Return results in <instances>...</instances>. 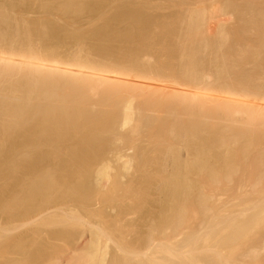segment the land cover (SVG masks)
<instances>
[{
    "label": "bare ground",
    "instance_id": "1",
    "mask_svg": "<svg viewBox=\"0 0 264 264\" xmlns=\"http://www.w3.org/2000/svg\"><path fill=\"white\" fill-rule=\"evenodd\" d=\"M110 1L0 0V139L11 149L17 146L13 135L19 131H24L30 138L40 131L44 135L53 133L57 138L65 137L68 131H166L164 140L158 145L168 149L163 154L164 165L173 164L175 170L164 172L161 179L169 175L175 178L169 183H158L157 188L166 197L161 205L162 212L154 219V230L150 229L151 233H146L148 235L140 241L146 244L148 250L159 245L162 235L173 239L171 236L179 234L193 204L197 206L196 212L201 214L199 217L203 218V221L198 219L202 222L198 221L196 225L200 227L202 223L204 230L207 226L217 234L221 226L229 225L234 217L232 214L217 213L218 205L212 202L211 197L212 187H205L208 186L205 180L223 184L237 175L242 180L237 182L241 184L246 178L264 180V0H177L178 9L159 22L149 21L148 17H144L147 16L145 13L124 6L109 22L114 26L117 24L116 35L107 24V29L102 25L99 29L78 36V30L66 26L69 22L57 27L53 24L50 26L48 20H52L55 14L48 15V18L45 13L57 10L58 14L61 11L65 16L77 19L72 24L80 29L81 24H96ZM160 3L163 4V1ZM161 6L163 8L165 5ZM33 12L45 17L30 14ZM40 12H44L43 15ZM84 15H87V21H83ZM34 16L48 20L43 22ZM142 30H151L160 36L162 46L148 53L149 57L155 58L153 66L147 63L131 68L129 60H134L130 59L129 53L135 54L134 45L141 38ZM110 144L108 142L107 145ZM184 148L188 155L185 160L182 158L184 154H181ZM248 159L254 163L255 169L249 168L238 174L240 170L236 169V164ZM253 163L250 167H254ZM45 170L44 174L36 173L30 191L42 192L41 181L48 179L44 188L48 195L43 191L45 194H42L47 197L42 200L49 204L55 200V189L60 185L52 181L55 180L53 175L49 179L53 171H48L47 177ZM71 171L73 175L79 173V170L78 173ZM99 171L101 178L107 176V171ZM1 173H5L3 163H0ZM194 176L200 178V182L204 181L201 188L194 185L196 182L193 184ZM98 178L94 179L93 185V180L88 183L97 192H92L90 188L88 193L91 197L101 189ZM239 193L237 196L242 197ZM39 199L33 193L25 195L19 207L21 213L25 215L38 209ZM249 208L260 209L255 210L256 214L259 213L257 217L249 215L252 216L249 219L238 218L241 221L237 223L244 221V225L239 226L242 230L230 229L232 232L229 235L233 240L226 237L229 244L232 241L241 243L238 251L241 260L245 256H259V250L264 248V239H261L263 243L256 240L259 246L255 245L257 242L254 244L250 233L247 235L245 231L255 221L264 223V200L260 198ZM261 226L264 227L263 224ZM201 227L197 228V232L194 230L195 234L191 233V242L209 240L201 235ZM157 231L162 232V235L158 234L159 239L156 237ZM94 233L89 235L93 236ZM83 235L77 242L80 241L79 246L82 245L85 250L89 235H85L87 238ZM89 243L88 249L92 250L93 245ZM174 243L169 241V244L160 246L164 253V258L160 256L162 259L134 261L139 264H192L187 261L188 258L184 259L186 253L180 248L176 249L177 244ZM262 246V249L259 248ZM215 250L210 249V252H215L214 255L211 253L212 261H215L213 264H239L238 254L227 258L221 251ZM126 253L132 255L133 251L127 249ZM69 256L65 259L68 260ZM125 257L126 263H120L122 258L117 263L134 262L132 258H128L129 261L126 254ZM38 260L35 259L33 264H43ZM189 260L194 262L193 257H189Z\"/></svg>",
    "mask_w": 264,
    "mask_h": 264
},
{
    "label": "rangeland",
    "instance_id": "2",
    "mask_svg": "<svg viewBox=\"0 0 264 264\" xmlns=\"http://www.w3.org/2000/svg\"><path fill=\"white\" fill-rule=\"evenodd\" d=\"M82 1L85 3H93V1L95 2L97 0ZM150 1L153 2L150 3ZM157 1L148 0L146 2V0H111L109 4L106 5L105 13L100 17L101 19H98V22L96 24H81L80 29L77 27V25L72 24V22L77 21V19L73 17L75 19L74 20L70 16L67 17L68 15L65 16V14L63 12L61 13L60 10H58V12L60 11V14H57V10H55V12L53 11L52 13L49 11L45 12L48 18L51 16V14H55L54 17H51L52 20H48V18H45V20L47 19L50 22V26L51 24H53L54 26L56 25V27L63 24L66 25V23L69 22L66 26L69 25L73 29L75 28L76 30H78V36H80V34L90 33L97 28L99 29V27L101 28L102 25H105V27L108 25L111 26L114 30L112 32H115V34H113L116 35V32H118V28L116 27L117 24L116 26H114L109 24V22H111L114 15H116L124 6L130 10H136L138 12L140 11V13L142 12L143 14L145 13L147 16L144 17H148L150 20L148 18L147 20L149 21L159 22L163 21L164 18L169 17L171 14H173L178 9L176 6H178L179 2H184L183 0H178L179 2L177 0H161L163 1V4H161L160 0V2ZM164 1H168V4H166ZM175 1L177 4H175ZM148 2L150 5L148 4ZM161 5L165 6L162 8ZM170 6H172V8ZM165 8L168 10H166ZM42 13L44 12H40V14ZM30 14L35 15L34 12ZM38 15L39 13L35 16ZM62 15H64V17H62ZM84 16L85 17H83L82 19H85L87 15ZM42 18L38 19L43 20ZM68 18L70 20H73L70 21ZM66 19H68V21ZM45 20H43V22H45ZM83 21H87V19ZM46 23L42 24L46 25ZM47 25L49 26V24ZM113 27H116L117 29ZM136 29L139 30V28ZM161 40L162 38L153 34L151 30H147V32H144L142 30L141 38L134 45L136 49L135 54L129 53L130 59L134 60L133 62L129 60V62L132 64L130 65V67H141L147 63H150L151 66H153L155 58L149 57L148 53L152 49H155L154 51H156L157 48H161ZM146 52L147 55H144ZM147 58H151V60H148ZM136 106H138V103H136ZM56 132L57 131H55V134ZM41 133L44 135V133L40 131L39 133H35V136L33 138L31 137V139L24 131H19L18 133L16 132L13 136L15 142L17 143V146L11 149L7 148L5 141L0 139V151L2 149V153L0 152V163H3L5 169V173L0 174V264H20L22 260V263L24 264H33L35 259H39L38 261L41 260L43 264H73V262L75 261L76 262L74 264H116L117 261L121 258L123 260L121 259L120 263H126L124 261L126 259L125 254L127 256V259H133H131V261H137V259H139L137 261L139 262L140 260L145 261L146 259V261L148 262L152 259L159 260L161 257L164 258V256H162L164 255V253H162L161 247L163 244H169V241L173 243L175 242L177 244L176 245L174 243L176 245V249L178 248L179 250L180 248L181 251L185 252L186 257L184 256V259L188 258L187 261L192 264H213L215 261H212L213 256L211 255V253L214 255L215 252H210V249L221 251L222 254L227 258L238 254L237 256L239 257V264H264L263 246L259 247L261 249L263 248V250H259V256H245L244 259L241 260L238 252L240 251L239 249L241 243H235L234 241H232L229 244L226 242L228 240V237L232 239L231 234L229 235L230 229H232V231L234 229L240 231L241 228H239V226L241 227L244 221L241 223L237 222L241 221L239 220L241 217L243 218V220H245L252 217L249 215L257 217V214H259H256L257 211H255L258 209H250L249 207L255 201L260 200V198L264 200V180H250V178H246V181L243 180L245 183L242 182L241 184L237 182L242 181L239 179L240 177L237 178L239 176L237 175L236 178L235 176L232 177V181L231 179H228L230 180L229 183H227L228 180L227 182L224 181L226 183V186L223 180H221L223 184H219L221 182H217V184L216 182L214 183V181L212 183L209 179L205 180V182L208 181L206 183L208 184V186L206 185L205 187H212L211 197L212 202L215 205H218V208L216 210L217 213L232 214L234 217V221H232L229 225L227 224V226L226 224H223L218 230L217 234L214 231L212 232V229L207 226L204 230V225L201 227V223L199 224L201 229H203V231L200 230L202 233L201 235H203L204 237H208L209 240L207 242L203 241L204 239L199 242H191V233H194V230L197 232L200 228L198 225H196L198 224V221H201L198 219H202L203 221V218L199 217L201 214L196 212V204H193L190 205L191 211H189L190 213L186 222L179 230L180 235L176 233V231L175 237L171 236V238L173 239H170L164 238V236L161 234L162 232L157 231V234L155 233L157 236L154 235V232H152L153 235L158 239L160 238L159 235H162L161 238H163L162 240H160V242L158 241L159 243L157 242L159 244V247L156 245L157 247L153 246L149 248L150 250H146L147 246L146 244H142V239L143 237H146L145 235L151 233V231H149L150 229L154 230V219L157 215L161 214V205L166 199L161 190L157 188V185L158 183H169V181L175 178L173 175H169L168 178L161 179L164 172L170 173L175 170L173 164H171L170 166L164 165V163L162 162V158L163 154L167 152L168 149L166 147L158 145V143L164 140L166 131H68V135H65V137L63 138H57V136L53 135V133L48 134L47 132L46 135H50L49 137L46 135L43 136L41 135ZM50 137L54 142H52ZM48 138H50L51 141L48 140ZM100 141L103 143L107 142V144L108 142L110 144L111 141L112 145L102 144L100 143ZM230 148L233 147L231 146ZM7 149L10 150L8 151ZM185 153L186 149L184 148L183 152L181 153L184 154V156L182 157L184 160L187 159L188 156L187 153L186 155ZM92 154L95 157L92 156ZM2 160L4 162H2ZM36 160L37 163L40 164L39 167L37 166L39 164L34 163L36 162ZM42 160H44L45 162H42ZM251 163L253 162L248 159L242 163H238V165L236 164V169L240 170L237 173L239 174L240 172L247 171V169L249 170V168L255 169L254 163L252 165L254 167H250ZM34 164L37 165L33 167ZM100 169L105 172L107 171V176H102L101 178V176L99 175V172H101L99 171ZM43 170L47 171V173L45 172L47 177H49V173L53 171V174H50L51 176L49 179H55L52 181H55L56 185H60L58 189H55V200H52V202H49V204L46 201L45 203L47 204H45L43 202L44 200H42L46 196L43 194L47 192L45 189L48 179H42L43 181L45 180L46 183L41 181L43 188L42 192L40 190H36L35 195L33 189L30 191L31 185H33L32 179L35 177L37 172L38 174H41ZM71 170H79V173L77 171L79 175L75 174L77 176L76 177L75 175H73L74 173H71ZM54 173L56 177L54 176ZM97 177H99V183L101 182V189H99L98 194H92L93 197H91L89 196L88 192L90 191L91 185L95 183ZM198 181L200 182L201 179L196 177L193 180V184L194 182H196L194 185H197L198 188H201V185H204V181L200 182L201 184H199ZM256 181L259 182L256 183ZM235 182H237L238 184H236ZM88 183H91V185H89ZM239 184L240 186H238ZM218 185H222L221 188L223 189H221ZM91 190L94 193L96 192L95 188H91ZM237 192H240L239 194L242 195V197L237 196ZM28 193H33L35 197L40 198L38 203H40L39 207L41 208L38 207V209L36 208V210L32 211L31 213L24 215L21 213L19 207L21 203H23L21 202V199L25 195H28ZM42 203H44V205ZM47 210H49V212ZM260 223L264 225V223L260 221H255L254 223L249 225L251 227L248 226L249 229L245 230L247 231V235L250 233L249 237L250 239H253L251 241H255L253 242L254 244L257 241H261V239H264V227L261 226ZM83 233H86L87 235H89V233H91L90 235L94 233L93 236H88V241H85L86 244L83 242V245L85 244L87 247H84L85 250L82 249V245V247L79 246L81 242H77V240L82 237ZM205 233L209 234L207 235ZM86 234H84L83 236H85ZM215 234L218 236H216ZM199 236L200 235H198V237ZM262 236L263 238H261ZM222 238L224 239L226 245L225 243L223 244L224 241ZM187 240H189V242H187ZM88 242L91 243L90 246L93 245V248L90 247V249L92 248V250L88 249ZM261 242L263 243V241ZM257 244L259 246L258 242L255 245ZM76 248L79 250H77ZM127 249L129 251L132 250L133 254H127ZM91 251L94 252L95 255H92L93 253ZM208 254L212 259H208L210 257ZM68 256L69 261L65 259ZM78 256L80 257L77 258ZM83 256L86 258V260ZM87 257L89 258L87 259ZM189 257H193L194 262L190 261ZM25 258H27V261L25 260ZM90 259L92 260L90 261ZM28 260H30L31 262ZM24 261H26V263ZM136 261L132 262L131 264H139ZM143 261H141V263ZM127 263L130 264L128 261Z\"/></svg>",
    "mask_w": 264,
    "mask_h": 264
}]
</instances>
